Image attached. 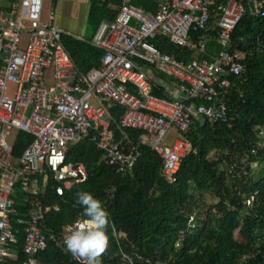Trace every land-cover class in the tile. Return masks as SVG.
I'll return each mask as SVG.
<instances>
[{
	"label": "built area",
	"instance_id": "built-area-1",
	"mask_svg": "<svg viewBox=\"0 0 264 264\" xmlns=\"http://www.w3.org/2000/svg\"><path fill=\"white\" fill-rule=\"evenodd\" d=\"M157 1L152 13L125 0L114 20L99 24L91 44L104 54L100 67L86 75L77 72L63 46V36L71 35L55 26V12L42 21L44 0H18L10 14L0 10V264H12L19 253L21 264H39L50 243L68 252L65 227L53 232L46 220L60 210L59 202L47 204L50 188L60 199L89 178L83 164L68 161L70 145L91 140L118 173L131 172L138 147L147 145L161 157L163 176L175 181L190 149L184 134L192 120L227 122L226 107L207 102L228 93L230 76L245 71L242 56L232 52V34L246 13L264 17V0ZM25 30L29 40L22 50ZM160 36L204 57L188 62L164 54L153 43ZM213 40L220 48L215 54L208 47ZM143 67L173 81L175 86L165 88L167 97L151 93L150 81L158 80ZM107 103L124 108L121 129L142 132L136 144L123 147L113 140ZM171 128L178 135L168 145ZM12 129L34 138L19 157L7 141ZM17 190L23 192L24 213L16 205ZM254 201L252 196L246 205ZM72 257L86 264L85 258Z\"/></svg>",
	"mask_w": 264,
	"mask_h": 264
},
{
	"label": "trees",
	"instance_id": "trees-1",
	"mask_svg": "<svg viewBox=\"0 0 264 264\" xmlns=\"http://www.w3.org/2000/svg\"><path fill=\"white\" fill-rule=\"evenodd\" d=\"M124 3L91 0L88 26L92 32L103 20H114ZM133 4L152 13L159 8L157 0H133ZM91 39L62 38L80 75L101 65L104 51L93 46ZM232 40V52L242 56L245 71L230 76L228 93L207 102L216 107L223 104L227 122L192 120L190 130L184 134L190 149L175 181L163 176L161 157L147 145L138 147L139 157L131 172L118 173L91 140L72 144L68 161L83 164L89 178L60 199L52 188L48 190L47 204H60L59 212L47 217L51 231L58 233L83 219L75 197L77 192L88 191L103 202L109 213V245L100 257L101 264H131L124 255L133 264H264V175L254 176L251 166L264 164V17L246 13L233 31ZM153 43L178 60L190 62L204 57L172 43L166 36L157 37ZM212 43L208 47L215 54L220 48ZM154 72L158 81H150L151 93L165 98L166 86L175 85L166 75ZM106 107L113 140L123 147L136 144L142 132L119 126L124 108L114 103ZM33 139L20 132L14 155L21 156ZM206 195H210V204ZM22 196V190L17 191L15 200L24 213ZM252 196L255 201L247 206ZM22 244L20 241L19 250ZM22 260L19 253L12 264H21ZM38 260L39 264H80L71 253L51 243Z\"/></svg>",
	"mask_w": 264,
	"mask_h": 264
},
{
	"label": "clouds",
	"instance_id": "clouds-1",
	"mask_svg": "<svg viewBox=\"0 0 264 264\" xmlns=\"http://www.w3.org/2000/svg\"><path fill=\"white\" fill-rule=\"evenodd\" d=\"M75 204L81 208L83 219L65 226V249L86 259V264H101V255L109 245V213L103 202L88 191L76 193Z\"/></svg>",
	"mask_w": 264,
	"mask_h": 264
},
{
	"label": "crops",
	"instance_id": "crops-1",
	"mask_svg": "<svg viewBox=\"0 0 264 264\" xmlns=\"http://www.w3.org/2000/svg\"><path fill=\"white\" fill-rule=\"evenodd\" d=\"M17 1L18 0H0V10L3 13L10 14L11 12H13L14 5ZM52 2H53V6L50 9L49 13L52 11L55 12L54 24L56 27L63 29L74 38L80 37L81 41L91 38V36L93 38L96 32L93 33L88 26V18L91 9V0H52ZM103 21H107V20H103ZM89 30L91 31L90 36H89ZM25 32L28 31L25 30ZM212 42L213 45L215 44L217 45L216 41L213 40ZM19 133L20 132H18V134ZM14 143L12 144L13 148H14ZM15 157H19V156H15ZM1 183L2 182L0 176V185Z\"/></svg>",
	"mask_w": 264,
	"mask_h": 264
},
{
	"label": "rangeland",
	"instance_id": "rangeland-1",
	"mask_svg": "<svg viewBox=\"0 0 264 264\" xmlns=\"http://www.w3.org/2000/svg\"><path fill=\"white\" fill-rule=\"evenodd\" d=\"M52 6H53L52 0H44L43 13H42V21L43 22H49V15H50L49 11L52 8ZM90 35H91V31L89 30V36ZM28 40H29V33L23 31L22 34H21V42L19 44V48L22 49V50L25 49L27 44H28ZM143 70H144V72L149 73L155 79H157L155 74H154L155 70H153V69L149 70L147 67H144ZM14 91H15V85L14 84H10L9 85V90H8V95L12 96L14 94ZM92 102H93V104L95 106L99 105L98 100L96 98H94L92 100ZM17 135H18V132L16 130L12 129L10 131V134L7 137L8 143L12 145L15 142V140L17 138ZM177 135H178L177 130L175 128H171L168 131V134L166 135V138H165L166 143L168 145H172L174 140L176 139ZM251 166H252V169H253L254 176H256L258 178L261 175H264V164L263 165L262 164H252ZM206 201H207V204H210V202H211L210 201V195H206Z\"/></svg>",
	"mask_w": 264,
	"mask_h": 264
}]
</instances>
